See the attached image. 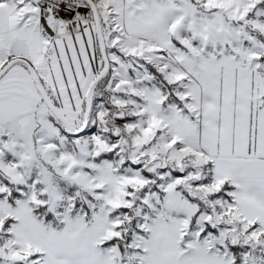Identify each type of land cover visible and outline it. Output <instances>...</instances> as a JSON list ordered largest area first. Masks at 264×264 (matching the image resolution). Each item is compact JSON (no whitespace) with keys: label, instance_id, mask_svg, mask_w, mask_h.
<instances>
[{"label":"snow or ice","instance_id":"obj_1","mask_svg":"<svg viewBox=\"0 0 264 264\" xmlns=\"http://www.w3.org/2000/svg\"><path fill=\"white\" fill-rule=\"evenodd\" d=\"M0 264H264V0H0Z\"/></svg>","mask_w":264,"mask_h":264}]
</instances>
